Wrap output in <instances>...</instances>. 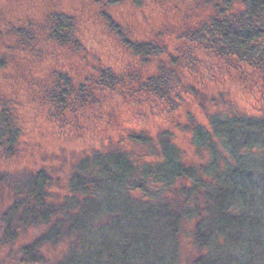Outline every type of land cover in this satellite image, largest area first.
Masks as SVG:
<instances>
[{"label": "trees", "instance_id": "obj_1", "mask_svg": "<svg viewBox=\"0 0 264 264\" xmlns=\"http://www.w3.org/2000/svg\"><path fill=\"white\" fill-rule=\"evenodd\" d=\"M62 1L48 0L41 21L14 22L0 0V72L38 110L62 122L102 119L99 91L147 97L167 114L193 98L218 106L208 125L193 129L201 164L186 163L165 133L128 137L141 139L139 160L124 131L121 147L99 132L91 136L103 150L88 144L91 153L72 164L60 187L48 169L10 182L6 167L20 150L22 121L14 99L0 97V264H264V108L258 115L223 109L201 91L224 78L259 80L264 91V0L99 2L107 11L153 3L177 12L181 25L170 39L143 41L128 39L107 11L99 15L141 61L125 74L90 61L85 69L69 64L88 54L73 17L57 8ZM42 44L48 56L47 44L61 55L36 75L27 57L41 56Z\"/></svg>", "mask_w": 264, "mask_h": 264}, {"label": "rangeland", "instance_id": "obj_2", "mask_svg": "<svg viewBox=\"0 0 264 264\" xmlns=\"http://www.w3.org/2000/svg\"><path fill=\"white\" fill-rule=\"evenodd\" d=\"M104 1L106 0H68L58 3V9L66 11L73 17L78 35L87 49L84 56L88 54L86 60L77 56L74 58L72 55L69 64L72 66L76 63L81 67L90 61L93 65H102L105 70L113 68L116 72L125 74L130 67L136 68L141 61H137L131 52L125 50L115 35L108 34L105 26L102 27L103 18L101 19L99 15L107 10L102 8L103 3L99 2ZM5 4L7 7L4 16L9 21H41L48 0H5ZM107 12L117 24L125 29L127 38L131 41H143L148 37L170 39V32L174 29L176 31L181 25H179L176 11H172L170 7L160 8L153 3L146 4L141 9H135L126 3L118 4L110 7ZM42 47L41 56L37 55L34 58L28 55L27 57L30 58L28 70L36 75L45 71L47 66L53 63L51 56L61 55L59 51H56L57 47L47 44L48 56L44 44ZM24 59L21 62L26 68L27 62ZM79 60H82L83 64ZM261 86L259 80L255 85L251 84L250 80L224 78L215 82L209 81L201 91L203 94L215 96L223 109L238 108L247 114L258 115L264 108V91ZM15 90L17 91L13 86H7L0 72V97L14 99L17 114L22 121L20 150L6 167L12 175L10 182L23 180L28 173L48 169L56 179L59 177L60 187L65 186V176L70 172L72 164L91 153L88 144L92 142L98 150H103L100 140L92 139L91 136L100 135L99 132L107 133V137L115 136L117 141H120L121 147L124 131L126 149L133 151L139 160H143L139 153L143 149L138 144L141 139H135L137 143L129 140L128 137L131 134L135 137L153 135L156 139L159 134L165 133L181 150L186 163L201 164L204 161L195 153L192 144L193 129L198 125H208V113L218 106V104L211 103V100L203 98L195 101L193 98V100H187L189 102L185 103L187 106L184 109L181 107L167 114L162 113L159 108H154L155 103L147 97L99 91L98 94L103 95L100 97L102 99L100 108L105 114L102 119L83 120L82 116L80 119H75L76 117L72 115L69 122H62L48 116L46 111L38 110L30 98L17 94L18 91ZM118 122L123 129L116 127ZM86 135L88 136L84 143L83 137ZM106 145L107 148H112L109 142ZM5 195L6 192L3 191V197ZM190 251L187 248L186 254Z\"/></svg>", "mask_w": 264, "mask_h": 264}]
</instances>
